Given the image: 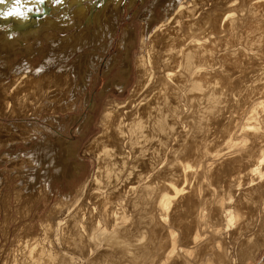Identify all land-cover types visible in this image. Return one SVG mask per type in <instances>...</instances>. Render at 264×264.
I'll return each instance as SVG.
<instances>
[{
	"label": "bare ground",
	"instance_id": "1",
	"mask_svg": "<svg viewBox=\"0 0 264 264\" xmlns=\"http://www.w3.org/2000/svg\"><path fill=\"white\" fill-rule=\"evenodd\" d=\"M39 1H4L0 53L16 47L18 36L30 40L69 26L92 30L96 44L117 28L123 2ZM144 15L136 86L127 102L103 111L101 124L110 125L86 148L95 173L50 210L42 239L24 240L6 264H250L264 250V0H152ZM128 30L120 47L136 41ZM66 40L71 49L83 42ZM123 70L131 75L128 61ZM30 75L5 89V109L32 86ZM77 88L69 91L73 99ZM28 132L26 145L37 129ZM59 145L48 146L50 155ZM13 146L11 138L0 141ZM62 153L49 163L57 170L76 156L70 145ZM3 154L13 162L21 156ZM68 168V179L80 173ZM4 182L0 174V188Z\"/></svg>",
	"mask_w": 264,
	"mask_h": 264
},
{
	"label": "rangeland",
	"instance_id": "2",
	"mask_svg": "<svg viewBox=\"0 0 264 264\" xmlns=\"http://www.w3.org/2000/svg\"><path fill=\"white\" fill-rule=\"evenodd\" d=\"M4 1L0 0V7L4 5ZM41 1L43 0L39 2ZM46 1L48 0H44V2ZM90 1L97 2L98 0ZM151 3L152 0H136L131 5V0H123L115 19L117 28L114 29L112 35L108 38L102 37L103 39L101 38V41L96 44L92 41L93 39L89 40L93 36L92 30L69 26L65 29L50 30L47 31L48 33L44 32L40 37L30 40H24L23 36H18V33H16L15 35L19 38H17L19 42L16 47L4 49L5 51H2V53H5L4 55L0 53V74L2 75V78L0 75V141L11 138L15 145L13 150L0 147V155L2 157H0V174L5 178L4 185L0 188V264H6L11 261L12 257L10 255H13V251L14 253H19L20 245L23 246L25 242L34 241L33 239L38 241L40 237L42 239L40 227L51 220L50 210L60 204V199L64 196H70L76 186L79 187L82 182L95 173V158L92 154L86 153V148L102 134V128L109 124H101L103 121L102 116H104L103 111L106 108L110 109L113 104H124L127 102L136 86L135 61L141 54L140 50H142L140 43L142 21L144 14H148V8ZM36 9L39 10V8ZM40 14V17L34 18L38 22L42 21L41 19H45L46 15L42 12ZM159 15L161 17L162 14L160 13ZM124 30L133 31L136 41L131 40L126 47H120ZM44 34L49 36L43 38ZM68 36L73 38L75 43L80 38H82L83 42H78L75 46L76 48L71 49L70 43L66 40ZM20 38L23 42H21ZM126 61L131 64L132 68V73L129 77L123 75V64ZM74 65L78 66L80 72L75 70ZM5 74L7 75L5 76ZM20 74H31L33 87L30 85L27 90H23L13 98V102L8 99L11 107L5 109V102L1 98L3 99L5 96L3 95L5 89L8 90L12 86L14 79ZM85 75L86 77L88 75V80L84 77ZM55 76L56 78H54ZM80 81L85 83L86 89L83 91L79 87ZM117 81L123 84V87L125 85L122 91L115 87L114 83ZM106 83L109 85L108 90L103 91V87L107 85ZM75 86L78 88L76 97L73 99L70 92ZM68 87L73 89L71 90ZM91 104H93L92 108ZM90 109L92 110L90 111ZM31 127H36L37 132L31 135L35 136V138L32 137L34 139L30 140L31 142L26 145L24 141L29 138L27 135ZM51 144H60L58 151L55 153L57 156L53 155L54 153L50 155V149H53ZM69 145L70 149L76 150L75 157L69 156L67 157L68 159L66 158V162L70 165L67 164L62 167L63 171L59 169L61 166L57 170L56 165H49L53 159L57 161L62 158L64 146L67 148ZM48 146L51 148L49 149ZM35 147L39 150L34 151L33 148ZM7 151L13 155L20 153L21 156H17L14 162L6 160V155L3 153ZM33 154L37 157L35 158ZM28 156L31 158L29 162L27 161L29 159ZM32 159L40 160L41 165L35 168L37 165H32ZM13 163L16 165L20 163V165L18 168H13L16 167V165L13 166ZM71 165L80 167V176L79 174H74V178L68 179L67 173L69 172L67 171H70L68 167ZM55 166L57 172L59 171L58 173H55ZM36 180L37 183L34 182ZM44 185L49 189L47 194ZM6 201L8 205H6ZM250 264H264V250L259 254L257 261Z\"/></svg>",
	"mask_w": 264,
	"mask_h": 264
}]
</instances>
